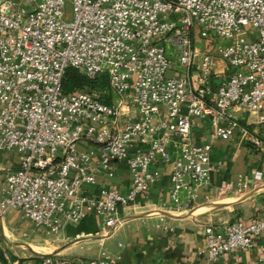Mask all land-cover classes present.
Segmentation results:
<instances>
[{
	"label": "built area",
	"instance_id": "1",
	"mask_svg": "<svg viewBox=\"0 0 264 264\" xmlns=\"http://www.w3.org/2000/svg\"><path fill=\"white\" fill-rule=\"evenodd\" d=\"M71 4L67 20L65 0H0V153L16 159L2 172L0 217L17 211L52 242L65 226L95 217L105 237L119 225V209L160 181L156 166L170 170L161 208L188 211L212 170V144L198 145L192 135L205 120L215 139L246 142L264 165V0ZM196 31L233 44L210 50L206 40L198 47ZM68 68L105 77L107 94L63 93ZM122 163L130 176L125 192L83 190L112 180ZM262 180L264 168L217 190L244 191ZM263 232L264 220L234 221L222 232L207 226L206 260L249 250ZM0 264H120V257L101 251L87 259L59 252L26 259L0 246Z\"/></svg>",
	"mask_w": 264,
	"mask_h": 264
},
{
	"label": "crops",
	"instance_id": "2",
	"mask_svg": "<svg viewBox=\"0 0 264 264\" xmlns=\"http://www.w3.org/2000/svg\"><path fill=\"white\" fill-rule=\"evenodd\" d=\"M238 119L243 122L245 116L240 115ZM192 135L198 145L212 144V170L209 184L201 188L190 210L176 213L161 208L162 203L168 200L170 170L168 166H156L161 173L160 181L147 196L119 209L120 223L105 237L100 233L99 220L88 217L78 224L65 226L62 239L53 242L61 245L46 252L36 248L32 237L41 235L48 239V232L34 229L29 222L21 221L17 211H10L0 217V246L3 243L10 245L12 247L8 249L14 248L22 255L26 250L30 253L35 251L39 256L59 252L71 259L92 258L105 251L119 256L120 264H258L260 248L264 246V232L255 238L251 249L229 251L216 262L209 263L205 256L204 230L213 226L222 232L227 224L234 221L248 224L264 220V180L244 191L217 190L223 182L263 169L261 158L246 142L238 139L219 142L213 137L208 120L200 121L193 128ZM15 167L14 155L0 153V198L2 172ZM114 170L112 180L100 179L97 185L83 190L92 195L102 187L125 192L130 184L127 166L118 164ZM65 238L69 241L66 242Z\"/></svg>",
	"mask_w": 264,
	"mask_h": 264
},
{
	"label": "rangeland",
	"instance_id": "3",
	"mask_svg": "<svg viewBox=\"0 0 264 264\" xmlns=\"http://www.w3.org/2000/svg\"><path fill=\"white\" fill-rule=\"evenodd\" d=\"M36 3L38 4L39 3V0H36ZM71 8H72V4H71V0H65V6H64V14H65V18L67 19V20H69L70 19V16H71ZM243 33L246 35V34H249L248 35V38L249 39H255V37H256V35H257V33H256V31H253V30H251V29H249V28H245L244 30H243ZM206 40H209V49L211 50L213 47H215V46H220V47H226V46H230V45H232L233 44V42H229V41H225L224 39H221V38H219V37H217L216 35H213V34H211V33H203V35L202 36H200L199 35V32L198 31H196V33H195V37H194V41H195V45L196 46H201V45H203V47H204V42L206 41ZM174 68H177V66H173ZM103 91H105L106 92V94H107V87L105 88V87H103L101 90H100V92H98V93H102ZM21 221H23L22 219H21ZM31 227H33V226H31ZM34 228V227H33ZM34 229H37V228H34ZM30 230V229H29ZM35 231H37V230H35ZM30 231H28V233H29ZM40 235V234H39ZM38 236V235H37ZM40 237V239H38ZM44 237V238H43ZM34 238V243L33 244H35V246H36V248H38V249H44L46 252H47V250H49L50 248L52 249V248H56L57 246H59V245H61V243H53L52 242V239H51V236H49V238L47 239L46 238V236H38V237H32V239ZM45 239H47V240H45ZM21 241H23V240H21ZM32 243V242H31ZM10 247H12V246H10V245H5L4 243L1 245V248H3V250L6 252V253H9V254H13V253H16L19 257H25V258H34V257H36V259L37 258H39V255L37 254V253H35V251H31V253H30V251H28V250H26V252H25V254H20L19 252H15L16 250L14 249V248H11V249H8V248H10ZM35 253V254H34ZM31 256H33V257H31ZM70 256V255H69ZM69 259H71V258H69Z\"/></svg>",
	"mask_w": 264,
	"mask_h": 264
},
{
	"label": "trees",
	"instance_id": "4",
	"mask_svg": "<svg viewBox=\"0 0 264 264\" xmlns=\"http://www.w3.org/2000/svg\"><path fill=\"white\" fill-rule=\"evenodd\" d=\"M103 87H107L105 77H100L94 80L87 78L80 71L73 68H68L61 82V91L63 93L70 92H100Z\"/></svg>",
	"mask_w": 264,
	"mask_h": 264
}]
</instances>
